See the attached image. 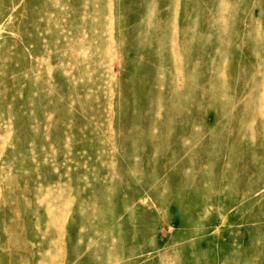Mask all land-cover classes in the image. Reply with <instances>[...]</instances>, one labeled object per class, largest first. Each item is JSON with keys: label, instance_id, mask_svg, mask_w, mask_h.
I'll return each mask as SVG.
<instances>
[{"label": "rangeland", "instance_id": "rangeland-1", "mask_svg": "<svg viewBox=\"0 0 264 264\" xmlns=\"http://www.w3.org/2000/svg\"><path fill=\"white\" fill-rule=\"evenodd\" d=\"M147 1L0 0V264H264L263 199L240 212L244 202L195 207V186L170 188L167 202L152 193L174 172L162 164L176 145L158 152L157 131L129 132L134 90L148 93L157 75L137 46L147 20L168 27L176 9L156 0L146 15ZM243 1L228 0V10ZM179 3L175 36L189 26L186 9L213 22L217 0ZM163 48L155 63L169 76ZM220 159L224 174L236 170Z\"/></svg>", "mask_w": 264, "mask_h": 264}, {"label": "bare ground", "instance_id": "bare-ground-1", "mask_svg": "<svg viewBox=\"0 0 264 264\" xmlns=\"http://www.w3.org/2000/svg\"><path fill=\"white\" fill-rule=\"evenodd\" d=\"M181 1H172L176 10L168 27L146 21L148 34L141 35L144 40L137 47L154 61L150 62L157 75L150 93L134 90L139 98L130 118L136 125L129 132L138 131L143 138L151 130L157 131L161 137L155 146L158 152L176 145L162 164L164 174L170 168L174 172L167 178L158 177L150 186L160 201L171 200L167 197L170 188L195 186L201 194L195 207L221 205L224 210L244 202L243 212L262 199L264 202V0H248L244 9L238 4L233 12L234 7L228 10V0H217L210 25L200 20L198 10L192 13L194 7L186 9L183 18L189 26L175 36ZM145 10L146 15L156 14L157 1L148 0ZM195 27L201 30L197 32ZM214 39L218 45H209ZM171 42H177L175 48ZM163 47L170 54L169 76L163 65L155 63ZM180 56L186 61H179ZM137 70L133 65L130 81ZM148 115L152 119L145 122ZM231 134L234 137L228 142L225 137ZM243 139L249 142V149L240 144ZM223 155L228 156V165L236 166L235 171L229 168L228 175L223 171ZM191 170L194 173L188 175ZM205 185L214 186L217 195L208 197ZM136 199L143 201L140 195ZM244 215L250 222V213Z\"/></svg>", "mask_w": 264, "mask_h": 264}]
</instances>
